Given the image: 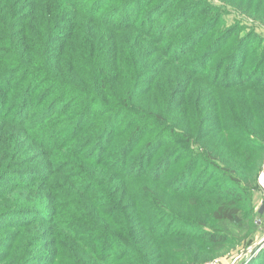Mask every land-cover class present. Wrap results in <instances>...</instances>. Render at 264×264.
Listing matches in <instances>:
<instances>
[{"label":"trees","instance_id":"16d2710c","mask_svg":"<svg viewBox=\"0 0 264 264\" xmlns=\"http://www.w3.org/2000/svg\"><path fill=\"white\" fill-rule=\"evenodd\" d=\"M256 25L264 0H0V264H202L258 229Z\"/></svg>","mask_w":264,"mask_h":264},{"label":"rangeland","instance_id":"374dc122","mask_svg":"<svg viewBox=\"0 0 264 264\" xmlns=\"http://www.w3.org/2000/svg\"><path fill=\"white\" fill-rule=\"evenodd\" d=\"M236 14V13H235ZM236 14L234 17L237 18ZM233 17V18H234ZM242 17V16H241ZM228 21L230 22L231 17L227 18ZM247 24L249 25H254L259 24L257 22L252 21L251 19L246 18ZM228 22V23H229ZM261 25V24H260ZM260 25H256L257 31L264 32V25L262 27ZM230 43V44H229ZM231 42H222L212 53L211 56H208V58L211 60V62L217 61V58L219 56H225V53H230L228 52L230 47H231ZM201 46L202 43H199ZM193 46V44L188 45L187 47ZM262 181V182H261ZM264 157L261 161L260 167L256 173L255 176V181L252 184H248V186L251 189V194L253 195V199L255 201L256 209H255V219L254 221L260 226L258 229H255L253 232H251V235L249 237H245V241H242L240 243H236L233 246H228L225 248V250L222 253H218L214 255L212 258L207 259L205 262L202 264H239L240 262L245 261L247 256H242V258H239L238 260L235 261V259L243 253L246 249H248L250 246L258 242L263 236H264V209L262 213H259V208L263 205L264 206ZM253 186L256 187V189H253ZM200 214V213H198ZM249 238V239H248ZM248 240V243H247Z\"/></svg>","mask_w":264,"mask_h":264},{"label":"water","instance_id":"95a60500","mask_svg":"<svg viewBox=\"0 0 264 264\" xmlns=\"http://www.w3.org/2000/svg\"><path fill=\"white\" fill-rule=\"evenodd\" d=\"M260 186L263 187V185L261 184ZM261 189H264L261 188ZM264 209V206L262 205L260 208H259V213H262ZM264 245V236L258 241L256 242L255 244H253L252 246H250L248 249H246L243 253H241L236 259L238 260L239 258H242V256H247V258L245 260H248L249 257H251L254 253H256L262 246ZM235 264V262L233 263Z\"/></svg>","mask_w":264,"mask_h":264},{"label":"built area","instance_id":"2783aa9c","mask_svg":"<svg viewBox=\"0 0 264 264\" xmlns=\"http://www.w3.org/2000/svg\"><path fill=\"white\" fill-rule=\"evenodd\" d=\"M208 264H212V263H208Z\"/></svg>","mask_w":264,"mask_h":264},{"label":"bare ground","instance_id":"6f19581e","mask_svg":"<svg viewBox=\"0 0 264 264\" xmlns=\"http://www.w3.org/2000/svg\"><path fill=\"white\" fill-rule=\"evenodd\" d=\"M262 182V181H261Z\"/></svg>","mask_w":264,"mask_h":264}]
</instances>
